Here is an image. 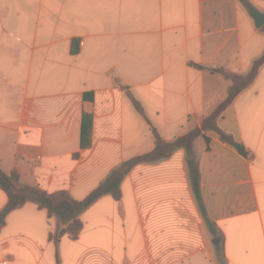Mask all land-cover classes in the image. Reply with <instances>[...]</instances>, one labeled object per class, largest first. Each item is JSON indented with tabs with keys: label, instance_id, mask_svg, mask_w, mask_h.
Here are the masks:
<instances>
[{
	"label": "crops",
	"instance_id": "0c3cea01",
	"mask_svg": "<svg viewBox=\"0 0 264 264\" xmlns=\"http://www.w3.org/2000/svg\"><path fill=\"white\" fill-rule=\"evenodd\" d=\"M253 8L264 0H0V168L22 184L82 201L233 91L215 124L248 150L203 130L192 154L134 164L76 233L28 200L0 225V264H264V64L244 83L264 54ZM8 201L0 187V213Z\"/></svg>",
	"mask_w": 264,
	"mask_h": 264
},
{
	"label": "trees",
	"instance_id": "16d2710c",
	"mask_svg": "<svg viewBox=\"0 0 264 264\" xmlns=\"http://www.w3.org/2000/svg\"><path fill=\"white\" fill-rule=\"evenodd\" d=\"M264 64V54L255 61L251 72L245 77L244 83L251 82L258 74L261 66ZM236 91H233L230 96L221 103L209 116H207L201 127H196L188 133L171 141H166L160 136H157L155 148L146 154L139 155L133 159L123 163L119 168L113 170L111 174L82 201H76L71 198L64 197L63 194H49L43 189L24 185L20 182L17 173H5L0 168V187L3 188L9 195V201L3 211L0 213V225L4 223L5 216L16 207L23 205L28 200H33L39 206L47 208L50 213H55L59 218L61 225L71 224L75 227V233L80 228V222L77 216L89 204H91L99 196L111 193L115 196H120V183L130 168L138 162H151L160 160L170 156L177 148L183 147L189 154H192V144L194 139L202 134L203 130L213 129L218 132L220 137L231 144H233L241 154L247 156L248 150L246 147L237 141L224 130L220 129L215 123L216 118L221 114L224 108L235 97ZM206 137V136H205ZM206 140L208 138L206 137ZM191 171L193 177V184L200 201L202 211L205 213L204 203L200 192V172L197 164L191 162ZM211 228L214 227L212 221H209Z\"/></svg>",
	"mask_w": 264,
	"mask_h": 264
},
{
	"label": "water",
	"instance_id": "95a60500",
	"mask_svg": "<svg viewBox=\"0 0 264 264\" xmlns=\"http://www.w3.org/2000/svg\"><path fill=\"white\" fill-rule=\"evenodd\" d=\"M251 13L254 17V19L256 20L257 26H261L264 24V12L253 8L251 9Z\"/></svg>",
	"mask_w": 264,
	"mask_h": 264
}]
</instances>
